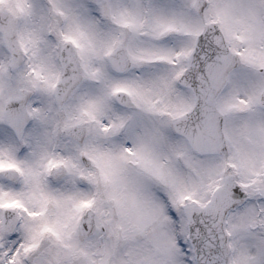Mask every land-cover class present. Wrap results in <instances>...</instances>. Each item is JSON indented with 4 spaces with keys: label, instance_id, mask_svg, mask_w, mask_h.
<instances>
[{
    "label": "snow or ice",
    "instance_id": "6c2138e0",
    "mask_svg": "<svg viewBox=\"0 0 264 264\" xmlns=\"http://www.w3.org/2000/svg\"><path fill=\"white\" fill-rule=\"evenodd\" d=\"M0 264H264V0H0Z\"/></svg>",
    "mask_w": 264,
    "mask_h": 264
}]
</instances>
